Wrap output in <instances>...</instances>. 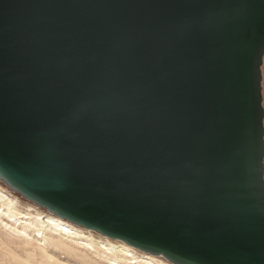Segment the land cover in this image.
Instances as JSON below:
<instances>
[{
  "label": "water",
  "instance_id": "obj_1",
  "mask_svg": "<svg viewBox=\"0 0 264 264\" xmlns=\"http://www.w3.org/2000/svg\"><path fill=\"white\" fill-rule=\"evenodd\" d=\"M264 0H0V175L187 264H264Z\"/></svg>",
  "mask_w": 264,
  "mask_h": 264
},
{
  "label": "bare ground",
  "instance_id": "obj_2",
  "mask_svg": "<svg viewBox=\"0 0 264 264\" xmlns=\"http://www.w3.org/2000/svg\"><path fill=\"white\" fill-rule=\"evenodd\" d=\"M0 180L11 188L4 185L9 191L0 186V227L8 234L29 241H43L38 243V247H46L49 242L55 247L79 248L93 253L109 264H187L162 252L133 245L123 239L94 231L90 227L77 225L49 209L47 211L39 207L43 210H38L35 207L37 205L32 202L30 203L35 206H23L18 197L12 194L17 191L16 188L1 175ZM27 199L31 200L28 197ZM90 231L96 232L98 236H94Z\"/></svg>",
  "mask_w": 264,
  "mask_h": 264
},
{
  "label": "rangeland",
  "instance_id": "obj_3",
  "mask_svg": "<svg viewBox=\"0 0 264 264\" xmlns=\"http://www.w3.org/2000/svg\"><path fill=\"white\" fill-rule=\"evenodd\" d=\"M261 72V104L264 111V55L262 56ZM262 125L264 126V116L262 118ZM2 183L4 182L0 180V186H2L6 190H9L4 185L9 188L10 186ZM12 194L18 197L21 202L20 204L23 206L34 203L38 207L33 204L32 205L35 206L38 210L45 209L48 211L46 207L37 204L33 200H28L27 197H25L18 191H14V193L12 192ZM75 228H77V226ZM94 231L97 230L94 229ZM90 232L94 236H98L96 232ZM42 242L43 241L36 242L29 241L17 236L15 237L14 235L8 234L5 229L0 227V264H109L106 260H101L93 253L88 251L85 252L84 250L79 248L68 249L65 247H55L47 241L46 247H38V243L41 244ZM161 259L163 258L161 257ZM163 260L165 262H168L165 259Z\"/></svg>",
  "mask_w": 264,
  "mask_h": 264
},
{
  "label": "flooded vegetation",
  "instance_id": "obj_4",
  "mask_svg": "<svg viewBox=\"0 0 264 264\" xmlns=\"http://www.w3.org/2000/svg\"><path fill=\"white\" fill-rule=\"evenodd\" d=\"M263 165H264V156H263ZM263 181H264V172H263Z\"/></svg>",
  "mask_w": 264,
  "mask_h": 264
}]
</instances>
